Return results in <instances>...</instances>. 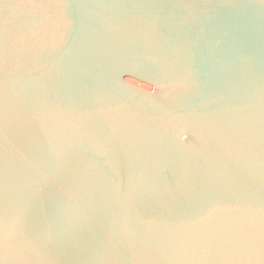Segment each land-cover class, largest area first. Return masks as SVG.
<instances>
[{
    "label": "water",
    "instance_id": "water-1",
    "mask_svg": "<svg viewBox=\"0 0 264 264\" xmlns=\"http://www.w3.org/2000/svg\"><path fill=\"white\" fill-rule=\"evenodd\" d=\"M0 264H264V0H0Z\"/></svg>",
    "mask_w": 264,
    "mask_h": 264
}]
</instances>
